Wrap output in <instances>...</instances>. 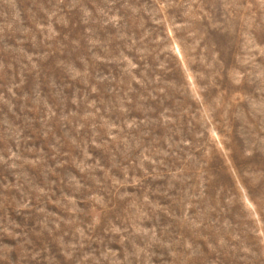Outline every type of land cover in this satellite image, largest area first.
<instances>
[{
  "label": "rangeland",
  "instance_id": "obj_1",
  "mask_svg": "<svg viewBox=\"0 0 264 264\" xmlns=\"http://www.w3.org/2000/svg\"><path fill=\"white\" fill-rule=\"evenodd\" d=\"M0 264H264V0H0Z\"/></svg>",
  "mask_w": 264,
  "mask_h": 264
}]
</instances>
